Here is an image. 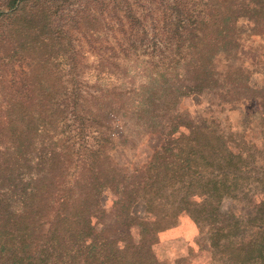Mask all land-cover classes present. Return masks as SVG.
<instances>
[{
	"label": "trees",
	"instance_id": "obj_1",
	"mask_svg": "<svg viewBox=\"0 0 264 264\" xmlns=\"http://www.w3.org/2000/svg\"><path fill=\"white\" fill-rule=\"evenodd\" d=\"M161 5L0 0V264H264V0Z\"/></svg>",
	"mask_w": 264,
	"mask_h": 264
},
{
	"label": "rangeland",
	"instance_id": "obj_2",
	"mask_svg": "<svg viewBox=\"0 0 264 264\" xmlns=\"http://www.w3.org/2000/svg\"><path fill=\"white\" fill-rule=\"evenodd\" d=\"M135 7L137 9V12L140 16L145 17V27L148 32H151V30L154 28V18H157L159 14L161 13L162 10V5H161V0H135ZM160 27V26H159ZM162 28H157L158 31H160ZM109 42L112 44H117L118 42H121L117 37L110 36L109 37ZM78 46L82 49V52L86 55V57L90 60L92 57L95 55L94 50H92L89 45L83 40L77 41ZM147 45V47L152 48L153 43L151 42V39L148 38L143 42V46ZM221 120L224 123H228V121L225 119L226 114L221 113ZM72 128H74L72 126ZM83 129H77L73 130V133H78L81 132L84 135L89 134L88 131H83ZM156 139H151L149 140V143H155ZM169 237H172V239L169 240H174L176 242L181 243H196V241H202L204 233H200L196 227V225L186 217H183L181 220V223L178 228L175 230H172L171 233L168 235ZM196 247V245H195ZM181 252L182 247L179 248Z\"/></svg>",
	"mask_w": 264,
	"mask_h": 264
}]
</instances>
